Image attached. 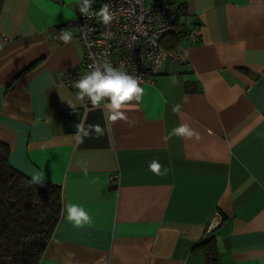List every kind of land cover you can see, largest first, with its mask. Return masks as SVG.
Returning a JSON list of instances; mask_svg holds the SVG:
<instances>
[{
	"label": "crops",
	"instance_id": "1",
	"mask_svg": "<svg viewBox=\"0 0 264 264\" xmlns=\"http://www.w3.org/2000/svg\"><path fill=\"white\" fill-rule=\"evenodd\" d=\"M161 1L179 6L188 61L164 60L126 109L129 123L109 125L60 81L84 56L73 34L58 38L79 0H0V141L15 169L62 190L38 264H63L67 253L73 264H209L196 246L210 236L215 264H264V0H150ZM79 123L104 134L80 142ZM182 123L200 139L166 141ZM153 160L167 175L149 171ZM66 203L93 223L74 228Z\"/></svg>",
	"mask_w": 264,
	"mask_h": 264
},
{
	"label": "built area",
	"instance_id": "2",
	"mask_svg": "<svg viewBox=\"0 0 264 264\" xmlns=\"http://www.w3.org/2000/svg\"><path fill=\"white\" fill-rule=\"evenodd\" d=\"M81 3L82 0H79L74 16L64 22L84 50L81 64L67 70L60 78L71 89H75L74 82L89 66L100 60L106 59L114 67L147 83L154 82L164 60L171 59L177 63L188 61L187 51L180 45L185 29L175 19L178 5L165 1L155 4L150 0H93V10L108 3L116 15L110 25H104L95 15L82 14L79 10ZM170 38L176 40V44L166 48L163 41L167 39L171 42ZM82 105L91 106L87 102ZM109 180L118 183L119 172H111Z\"/></svg>",
	"mask_w": 264,
	"mask_h": 264
},
{
	"label": "trees",
	"instance_id": "3",
	"mask_svg": "<svg viewBox=\"0 0 264 264\" xmlns=\"http://www.w3.org/2000/svg\"><path fill=\"white\" fill-rule=\"evenodd\" d=\"M171 39V46L176 40ZM31 177L9 162V146L0 141V264H38L59 221L61 186L30 184ZM209 264L217 261L214 236L197 244Z\"/></svg>",
	"mask_w": 264,
	"mask_h": 264
},
{
	"label": "clouds",
	"instance_id": "4",
	"mask_svg": "<svg viewBox=\"0 0 264 264\" xmlns=\"http://www.w3.org/2000/svg\"><path fill=\"white\" fill-rule=\"evenodd\" d=\"M93 0H82L79 10L85 15H95L104 25H110L116 19V15L110 10L108 3L103 4L98 10L92 9ZM63 43L72 41L71 31H61L58 37ZM159 63V61L157 62ZM173 85L179 84L177 77L171 78ZM142 80L121 68H116L108 60H100L89 66V69L74 82V88L77 90L76 99L81 103H90L93 109H100L107 115L109 125H114L118 121L129 123L126 109L133 103H139L143 97L144 88L141 86ZM181 105L176 104L172 111L175 114L181 113ZM77 132L75 139L82 142L84 137H88L93 132L97 136L104 134V128L99 124L88 125L79 123L76 125ZM173 136L184 139H200V133L192 128L188 123H182L174 127L164 138L166 141ZM149 171L157 176L167 175L168 168H165L157 160L151 161ZM85 173L87 168L83 169ZM44 178L41 174L35 173L31 176L30 184H42ZM63 211L65 219L70 222L74 228L81 229L90 226L93 223L92 217L81 205L66 203ZM72 253H67L68 257L63 264H73Z\"/></svg>",
	"mask_w": 264,
	"mask_h": 264
},
{
	"label": "water",
	"instance_id": "5",
	"mask_svg": "<svg viewBox=\"0 0 264 264\" xmlns=\"http://www.w3.org/2000/svg\"><path fill=\"white\" fill-rule=\"evenodd\" d=\"M66 114L70 122L75 121L73 119L75 118L76 115L73 112H67Z\"/></svg>",
	"mask_w": 264,
	"mask_h": 264
}]
</instances>
